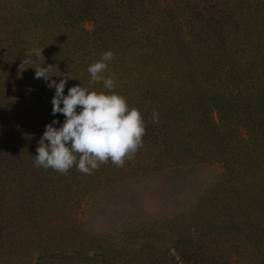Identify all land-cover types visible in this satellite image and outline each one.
Here are the masks:
<instances>
[{
    "label": "trees",
    "instance_id": "trees-1",
    "mask_svg": "<svg viewBox=\"0 0 264 264\" xmlns=\"http://www.w3.org/2000/svg\"><path fill=\"white\" fill-rule=\"evenodd\" d=\"M38 48L54 75L75 78L67 79L64 95L79 83L87 86L88 66L111 50L114 59L105 76L115 74L116 90L141 111L146 133L137 152L153 158L163 147L171 153L183 141L188 123L195 129L204 114H210L209 104L200 100L206 94L202 85L207 75L224 79L225 90L235 86L236 92L230 88L234 101L228 109L239 108L249 123L264 119V0H0V248L7 239L23 236L29 221L38 227L48 215L62 218L56 209L61 195L50 188L46 176L61 173L34 165L45 125L55 119L54 127L59 128L65 119L62 113H52L55 89L35 78L34 68L43 58L26 57ZM246 52L249 57L243 61ZM26 58L33 62L24 66L33 68L18 73ZM57 76L52 79L59 82ZM240 77L244 79L238 81ZM92 87L101 90L103 85ZM153 109L158 111V124L151 122ZM170 112L177 114L179 137H173ZM194 112L200 115L192 116ZM29 174L34 176L29 184L31 208L17 210L10 179ZM238 195L233 214L203 218L212 221L204 231V224H191L193 230L179 235L172 253L143 251L140 246L123 256L111 251L108 257L106 248L96 250L86 240L65 250L50 242L46 256L56 264H264V190L248 203ZM58 210L66 213L64 206ZM52 223L56 227H50V235L77 230L75 224ZM30 234L31 240L34 232Z\"/></svg>",
    "mask_w": 264,
    "mask_h": 264
},
{
    "label": "rangeland",
    "instance_id": "rangeland-1",
    "mask_svg": "<svg viewBox=\"0 0 264 264\" xmlns=\"http://www.w3.org/2000/svg\"><path fill=\"white\" fill-rule=\"evenodd\" d=\"M248 54L242 55L243 61H247ZM241 79L244 78L238 81ZM224 84V79L207 75L202 85L206 94L201 95L200 100L209 104L210 114H204L203 122L195 129L188 123L182 133L183 141L175 145L171 153L165 147L155 158L137 152L123 167L109 161L91 175L79 172L75 166L68 174H47V184L61 195L55 205L61 220L48 215L49 220L42 219L38 227L30 221L24 224L29 226L24 235L7 239L0 248V264H26L28 254L27 264H56L52 257L46 256L52 249L46 248L50 242L65 250L88 240L96 250L106 248L108 257L111 251L123 256L140 246L143 251L151 248L172 253L180 242L179 235L190 230L191 224H204L201 229L204 231L212 221L203 218L235 210L239 193L247 203L255 200L264 190V119L257 124L249 123L243 119L239 108L228 109L234 101L230 88L235 86L231 84L225 90ZM194 114L200 115L194 112L192 116ZM169 116L173 122V137H179L177 114L173 117L170 112ZM197 136L199 140L195 139ZM213 137L221 139L211 140ZM33 177L29 174V177H21L22 180L20 177L10 179L12 190H16L13 198L17 210L22 206L31 208L28 199L34 198L29 188ZM18 198H23L24 202ZM226 204L230 210L226 209ZM62 206L66 215L58 210ZM222 207L225 208L219 210ZM51 220L59 226L64 222V226L75 224L77 230L47 234L51 226L56 227ZM49 221L51 226H47ZM31 231L34 237L30 240ZM17 242L19 247L14 248ZM33 242L36 245L31 244ZM9 244L11 249H7ZM40 253L44 256H39Z\"/></svg>",
    "mask_w": 264,
    "mask_h": 264
},
{
    "label": "clouds",
    "instance_id": "clouds-1",
    "mask_svg": "<svg viewBox=\"0 0 264 264\" xmlns=\"http://www.w3.org/2000/svg\"><path fill=\"white\" fill-rule=\"evenodd\" d=\"M42 48L29 50L26 57L43 58L42 63L34 68L35 78L43 79L49 88L55 89L51 100L52 113H62L65 119L59 128L54 127L58 123L55 119L45 125L36 148L34 165L61 174H67L75 166L85 175L93 174L101 164L109 161L116 167H123L126 160L133 159L143 146L146 124L141 111L130 107L127 97L116 91L115 74L104 75L114 53L107 50L88 66L90 80L87 86L79 83L69 87L64 95L67 79L75 78L54 75L52 65H44ZM29 58L21 60L18 73L31 67L24 66L33 62ZM53 76L61 77L59 82L53 80ZM101 82V90L92 87ZM150 119L153 124L159 123L156 109L152 110Z\"/></svg>",
    "mask_w": 264,
    "mask_h": 264
}]
</instances>
